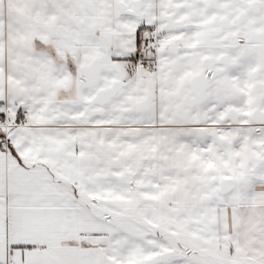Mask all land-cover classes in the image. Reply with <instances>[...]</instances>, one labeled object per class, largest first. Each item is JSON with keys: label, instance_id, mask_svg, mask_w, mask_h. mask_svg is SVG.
Listing matches in <instances>:
<instances>
[{"label": "snow or ice", "instance_id": "obj_1", "mask_svg": "<svg viewBox=\"0 0 264 264\" xmlns=\"http://www.w3.org/2000/svg\"><path fill=\"white\" fill-rule=\"evenodd\" d=\"M0 264H264V0H0Z\"/></svg>", "mask_w": 264, "mask_h": 264}]
</instances>
